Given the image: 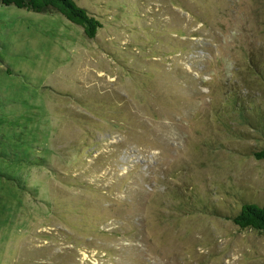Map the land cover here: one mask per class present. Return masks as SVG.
<instances>
[{"label": "rangeland", "instance_id": "374dc122", "mask_svg": "<svg viewBox=\"0 0 264 264\" xmlns=\"http://www.w3.org/2000/svg\"><path fill=\"white\" fill-rule=\"evenodd\" d=\"M0 2V264H264V0Z\"/></svg>", "mask_w": 264, "mask_h": 264}, {"label": "trees", "instance_id": "16d2710c", "mask_svg": "<svg viewBox=\"0 0 264 264\" xmlns=\"http://www.w3.org/2000/svg\"><path fill=\"white\" fill-rule=\"evenodd\" d=\"M0 2L38 12L56 10L73 23L80 25L90 38L95 37L99 27L102 26L97 16L91 14L87 8L79 5L75 0H0ZM253 154L258 159H264V146L254 150ZM232 218L240 227H251L264 232V204L247 201Z\"/></svg>", "mask_w": 264, "mask_h": 264}]
</instances>
